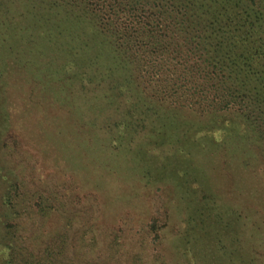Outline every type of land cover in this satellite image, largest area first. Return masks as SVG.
Here are the masks:
<instances>
[{
  "label": "trees",
  "instance_id": "trees-1",
  "mask_svg": "<svg viewBox=\"0 0 264 264\" xmlns=\"http://www.w3.org/2000/svg\"><path fill=\"white\" fill-rule=\"evenodd\" d=\"M77 83L101 92L91 110L116 113L118 148L143 138L175 160L219 156L231 194L251 176L244 201L260 193L263 209L235 213L264 225V0H0V130L25 94L32 115L40 105L50 119L57 103L75 122ZM142 148L138 166L113 171L143 176ZM4 248L8 264H69L62 251ZM252 249L245 264H264Z\"/></svg>",
  "mask_w": 264,
  "mask_h": 264
},
{
  "label": "rangeland",
  "instance_id": "rangeland-1",
  "mask_svg": "<svg viewBox=\"0 0 264 264\" xmlns=\"http://www.w3.org/2000/svg\"><path fill=\"white\" fill-rule=\"evenodd\" d=\"M75 91L86 96L78 98L75 122L72 108L57 103L50 104L51 120L40 105L32 115L27 94L4 120L0 264H8L4 245L11 240L29 254L62 251L69 264H245L253 246L262 257L264 225L253 231L235 213L246 204L253 212L263 209L260 193L244 201L251 176L231 194L219 156L175 160L143 138L118 148L109 141L114 132L107 134L117 120L114 110L89 108L101 92L79 83ZM140 147L150 165L145 176L113 171L115 162L138 166ZM232 164L237 172V161Z\"/></svg>",
  "mask_w": 264,
  "mask_h": 264
}]
</instances>
